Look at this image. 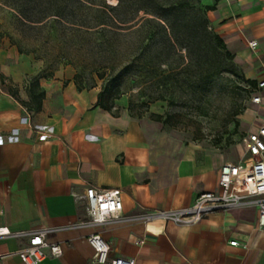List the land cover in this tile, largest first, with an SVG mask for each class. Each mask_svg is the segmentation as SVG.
I'll list each match as a JSON object with an SVG mask.
<instances>
[{"label": "crops", "instance_id": "crops-1", "mask_svg": "<svg viewBox=\"0 0 264 264\" xmlns=\"http://www.w3.org/2000/svg\"><path fill=\"white\" fill-rule=\"evenodd\" d=\"M208 16L247 78L262 80L264 0H219ZM249 40L258 42L255 50ZM75 75L70 65L46 71L16 44L0 46V234L87 220L82 196L91 185L121 189L123 216L188 207L199 193L217 190L221 167L241 157L197 142L181 145L176 154L159 152L124 98L115 103L119 111L105 110L97 105L100 89L80 90ZM1 78L16 93L2 88ZM32 78L45 90L38 111L17 98L30 99ZM263 120L264 100L253 103L244 126L253 130ZM92 233L110 243L111 257L134 258L136 264H264V229L255 207L213 212L193 224L117 219L62 229L47 235L62 255H49L43 264H97L87 240ZM26 243L0 239L5 264H23L18 251Z\"/></svg>", "mask_w": 264, "mask_h": 264}, {"label": "rangeland", "instance_id": "rangeland-1", "mask_svg": "<svg viewBox=\"0 0 264 264\" xmlns=\"http://www.w3.org/2000/svg\"><path fill=\"white\" fill-rule=\"evenodd\" d=\"M125 1L126 7L115 11L125 23L118 34L109 27L103 48L98 46L101 35L86 28L75 32L69 26L56 30L24 26L16 12L0 1V46L16 44L46 71L70 65L76 81L87 88L101 90L104 83L111 84L115 73H121V98L128 102L129 114L150 131L159 152L176 154L181 145L197 142L233 158L240 156L247 131L245 115L254 93L246 80L252 78H247L236 53L212 21L209 27L220 33L235 57L228 58L208 39L198 8L206 0ZM141 6L148 10L137 12ZM171 24L176 25L178 38ZM112 64L118 67L114 74ZM226 67L234 72L222 71ZM9 85L1 78V87L15 92ZM154 114L163 115L166 124L156 121Z\"/></svg>", "mask_w": 264, "mask_h": 264}, {"label": "built area", "instance_id": "built-area-1", "mask_svg": "<svg viewBox=\"0 0 264 264\" xmlns=\"http://www.w3.org/2000/svg\"><path fill=\"white\" fill-rule=\"evenodd\" d=\"M248 45L255 50L258 42L249 40ZM262 91L264 78L258 82V87L253 89L254 104H263ZM218 184L217 190L199 193L194 203L188 207L145 209L141 213L128 216L122 215L121 189L91 185L82 196L86 202L87 220L65 227H43L0 234V239H26L27 243L18 251L22 263L43 264L49 255L59 257L63 253L60 244L47 240L48 234L73 227L100 226L117 219L128 222L193 224L213 212L255 207L258 210L259 225L264 229V120L258 123L255 129L246 131L242 139L241 157L237 161H228L221 167ZM87 240L94 249L97 264H136L134 258L111 257L110 243L100 233H92ZM230 244L237 245L238 241L233 240ZM0 264H5L4 255H0Z\"/></svg>", "mask_w": 264, "mask_h": 264}, {"label": "trees", "instance_id": "trees-1", "mask_svg": "<svg viewBox=\"0 0 264 264\" xmlns=\"http://www.w3.org/2000/svg\"><path fill=\"white\" fill-rule=\"evenodd\" d=\"M5 2L10 6L15 12V17L24 26H45L50 27L53 30L59 28V26L70 27L72 31H80L86 28L88 32H94L101 35L98 41V46L103 48L106 40L104 35L107 31L114 27L115 33L118 34L122 23L125 21L117 14V10L126 7L125 0H118L116 5L108 4L105 0H0ZM219 0H215L213 4L200 5L199 10L202 12V20L204 24V29L208 35V39L214 43V45L225 51L228 58L233 59L235 54L228 48L227 43L220 35V33L215 32L210 26V18L208 13L210 11L216 10ZM147 11L145 7L141 6L136 9ZM135 14L131 19H135ZM163 21L168 20L166 17H161ZM131 21V20H130ZM110 27V28H109ZM172 33L175 38H178L176 34V25L171 24ZM114 51V48L112 49ZM19 51L23 52L20 47ZM190 51V49H189ZM116 52V49L115 51ZM111 73H115L117 66L112 64ZM231 71L227 67L222 69V71ZM220 71V72H222ZM234 72V71H231ZM100 78H105L104 73H98ZM111 84H103L102 89L98 95L97 105L101 108L111 111L114 113L115 101L120 99L123 95L121 89V73H115L111 79ZM77 86L80 90L85 89L78 81ZM246 82L252 89L258 87V82L256 79H247ZM89 89V88H88ZM28 91L30 94V99L28 101H22V104L26 106L30 111H38L42 107V101L45 96V90L41 86L38 78H32ZM118 110V109H116ZM155 120L163 122V115L154 114Z\"/></svg>", "mask_w": 264, "mask_h": 264}]
</instances>
